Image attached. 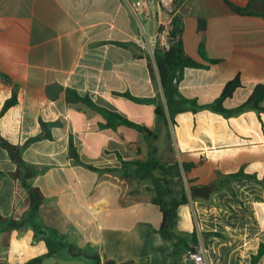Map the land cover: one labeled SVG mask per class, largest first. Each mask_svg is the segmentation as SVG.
Masks as SVG:
<instances>
[{"label":"crops","instance_id":"0c3cea01","mask_svg":"<svg viewBox=\"0 0 264 264\" xmlns=\"http://www.w3.org/2000/svg\"><path fill=\"white\" fill-rule=\"evenodd\" d=\"M137 0H0V112L17 92L18 102L0 118V136L25 145L49 124L51 138L25 146L23 159L44 201L30 213L28 191L10 175L16 166L0 151V264H89L91 256L116 264H194L175 241L159 233L163 222L149 180L136 182L103 172L122 162H146L149 145L161 163H176L189 202L178 210L177 235L197 233L212 264H250L264 244V186L249 180L193 199L192 187L208 186L243 170L264 181V112L247 109L226 117L209 109L170 117L156 62L137 42L130 5ZM264 15V0H227ZM178 36L192 59L208 64L185 69L179 92L201 105L239 78L224 107L245 103L264 83V18L233 11L225 0H180ZM146 31H157L146 22ZM124 44V45H122ZM151 68L152 71L151 72ZM147 127L152 134L120 124L102 127V113L70 94ZM156 102L138 103L120 94ZM166 120L156 114L158 104ZM264 107V102L261 105ZM173 109V112H175ZM1 149V148H0ZM74 150L78 156L72 155ZM10 221L18 226L8 230ZM218 232L226 239L204 238ZM191 245V248H195ZM89 262V263H88ZM97 264V262H96ZM257 264H264V256Z\"/></svg>","mask_w":264,"mask_h":264},{"label":"trees","instance_id":"16d2710c","mask_svg":"<svg viewBox=\"0 0 264 264\" xmlns=\"http://www.w3.org/2000/svg\"><path fill=\"white\" fill-rule=\"evenodd\" d=\"M225 3L238 14L264 18L263 14L254 13L249 7L242 8L234 5L227 0H225ZM174 33L178 35L177 27ZM200 55L202 59L208 64L200 63L187 55L184 51L183 44L180 38L177 44H175V46L172 47L170 51L166 53L157 51L155 54V62L159 71L160 81L167 100V106L171 119H173V114L182 113L187 110L196 113L197 111L202 109H209L226 117L240 114L247 109L264 112V107L261 106L264 102V83L259 84L254 88L251 96L245 103L233 109H227L224 107V102L228 99H231L236 90L242 87V82L239 78L228 82L223 88L220 96L212 104L201 105L196 100H190L184 97L179 92L178 85H175V80L178 78L179 81V79L182 77L183 71L185 69L209 68L210 65H214L217 63L216 60L208 58L202 47L200 48ZM151 72H153L152 68ZM0 77L6 81H9L8 77L5 75L0 74ZM120 95L138 103H150L157 101V98H136L129 93H123ZM70 99L73 101L83 102L87 106L102 113L106 119V123L103 124L102 127L113 129L117 125L123 124L128 127L135 128L142 133L152 134V132L147 127L136 124L124 118L117 112L109 111L98 106L88 97H80L76 94L71 93ZM17 102V92L14 91L12 97L5 102L0 112V118L3 117L10 108L15 106ZM173 109H176L174 110L175 112H173ZM156 114L159 119L166 120L165 110L160 103L156 107ZM41 125L42 134L30 139L25 145H13L0 136V148L7 153L11 162L16 166L15 171L11 172L10 175L13 179H18L22 186L28 191L30 213L33 217L38 213L40 206L44 201V196L39 188L32 187L28 183V181L33 177V173L24 162L22 155L25 146H27L28 144L43 138H51V134L48 128L49 124L42 122ZM71 151L72 155L76 159H78L75 151L73 149ZM149 154L150 158L146 162H122L120 168H107L104 169L103 172L121 174L123 177L133 179L138 183L144 180H149L151 182L153 191L155 192L153 203L160 208L163 214V222L161 224L159 233L164 239L175 241L173 250L170 253V257L172 259H175L182 251L188 252L189 250H191V245L197 246L199 244L197 233L195 231L185 232L182 235H177L174 231L178 219V210L181 206L186 205L189 200L185 192L183 177L179 168L177 167V164L161 163L156 157L157 149L151 143L149 145ZM2 175L3 173L0 172V187L2 183ZM240 180H249L264 186V181L260 180L256 175H250L241 170L237 173L227 175L221 181L213 183L211 185L192 187V197L193 199L203 198L207 200L209 194H212V192L227 190L236 198V194L232 188V183ZM6 222H8V219L5 218L0 211V224ZM17 226L18 223H16L15 221H10L7 229L11 230ZM203 236L206 239L212 237H217L220 239L227 238L225 235L218 232L203 233ZM262 256H264V244L260 246L258 253L252 256L250 264H257ZM44 258V256L38 257L30 261L29 264H40L43 262ZM90 258L96 260L97 264H101L99 257L91 256ZM103 264L116 263H114L113 261H104ZM123 264H135V262L131 261Z\"/></svg>","mask_w":264,"mask_h":264},{"label":"built area","instance_id":"2783aa9c","mask_svg":"<svg viewBox=\"0 0 264 264\" xmlns=\"http://www.w3.org/2000/svg\"><path fill=\"white\" fill-rule=\"evenodd\" d=\"M179 2L180 0H137L130 5L138 28L136 42L154 61L157 51L166 53L179 41V36L174 33L176 23L181 18ZM150 20L157 29L153 34L146 31V22ZM187 255L194 264H212L207 250L202 246L189 250Z\"/></svg>","mask_w":264,"mask_h":264},{"label":"rangeland","instance_id":"374dc122","mask_svg":"<svg viewBox=\"0 0 264 264\" xmlns=\"http://www.w3.org/2000/svg\"><path fill=\"white\" fill-rule=\"evenodd\" d=\"M1 152L6 153L4 150L0 149ZM197 247V246H196ZM89 263V262H88ZM89 264H96L95 261L91 260Z\"/></svg>","mask_w":264,"mask_h":264},{"label":"water","instance_id":"95a60500","mask_svg":"<svg viewBox=\"0 0 264 264\" xmlns=\"http://www.w3.org/2000/svg\"><path fill=\"white\" fill-rule=\"evenodd\" d=\"M178 31H180V26H178ZM178 83V78L175 80V85Z\"/></svg>","mask_w":264,"mask_h":264}]
</instances>
